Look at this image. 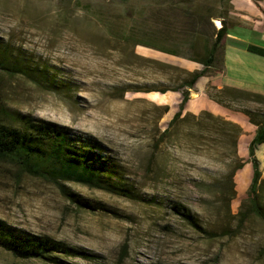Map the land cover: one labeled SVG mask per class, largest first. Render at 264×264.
<instances>
[{
	"label": "rangeland",
	"instance_id": "374dc122",
	"mask_svg": "<svg viewBox=\"0 0 264 264\" xmlns=\"http://www.w3.org/2000/svg\"><path fill=\"white\" fill-rule=\"evenodd\" d=\"M234 1L0 0V59L49 73L39 84L0 67L1 102L11 112L57 122L100 142L118 168L115 182L130 191L124 198L68 183L74 202L54 183L16 178L15 169L3 166L0 219L97 257H68L65 264H264V222L247 203L251 173L247 183L240 182L251 163L239 151L257 129L245 113L258 119L264 99L209 85L205 98L237 122L210 110L191 113L188 101L180 119L170 123L181 102L174 89L195 71L184 65L194 63L189 48L196 31L214 40L237 12ZM200 14L206 22L198 25ZM218 55L207 74L219 69ZM52 78L55 85L47 82ZM203 112L242 129L236 147L195 127L190 116ZM258 161L264 181V155ZM259 198L264 206V183ZM176 205L191 213L192 222L174 211ZM0 264L49 263L20 260L0 248Z\"/></svg>",
	"mask_w": 264,
	"mask_h": 264
},
{
	"label": "trees",
	"instance_id": "16d2710c",
	"mask_svg": "<svg viewBox=\"0 0 264 264\" xmlns=\"http://www.w3.org/2000/svg\"><path fill=\"white\" fill-rule=\"evenodd\" d=\"M196 22L198 25L206 22L205 16L201 15ZM196 34L197 37L195 36L189 48L193 58L189 59L200 64L203 69L200 72L189 73L190 77L184 80L181 86L174 89L181 93V102L179 111L175 112L171 124L180 119L189 100L190 90L194 88L197 80L208 73V68L215 60L216 52L227 34L226 24H223L214 33V40L208 39L206 33L196 31ZM158 49L161 52L179 56V52L175 49L162 47H158ZM0 67L6 70L9 75H24L39 84H42L41 78L48 79L49 77L47 71L41 72L37 68L33 72L22 65L12 64L7 61L6 56L0 59ZM47 82L50 85H55L53 78ZM160 92L163 94L167 90ZM224 92L242 93L250 100L258 99L254 100L256 102L264 99L260 94L235 88L225 87L220 90V93ZM211 100L223 104L220 97L211 95ZM245 115L249 118L250 123L257 126L247 148L252 168L247 203L250 213L264 222V206L259 200L260 186L264 181L261 179L259 161L255 157L257 147L264 143V114L261 113L258 119L252 118L247 112ZM190 117L196 123L197 129L208 133L210 140H214L215 137L227 142L231 140L233 145L237 146V137L242 129L236 124L214 117L208 112H203L197 117L194 115ZM243 164L245 162L242 160L235 166L229 176L230 179ZM3 166L15 169L14 177L16 178L26 175L54 183L63 196L74 202L77 201L76 196L67 189L66 184L68 183L130 198L127 185L115 182L114 177L118 176V168L116 164L112 163V159L103 154V146L100 142L86 134L74 133L57 122L41 119L31 114L11 112L0 100V173ZM173 208L183 219L192 222L191 213L186 208L180 205ZM0 248L20 260H35L49 264H65V259L68 257L83 258L87 261H95L97 258L87 250L73 248L52 237L20 229L2 219H0Z\"/></svg>",
	"mask_w": 264,
	"mask_h": 264
},
{
	"label": "crops",
	"instance_id": "0c3cea01",
	"mask_svg": "<svg viewBox=\"0 0 264 264\" xmlns=\"http://www.w3.org/2000/svg\"><path fill=\"white\" fill-rule=\"evenodd\" d=\"M234 4V10L237 12L232 14L234 17L229 16L226 23L227 34L217 50L219 69L214 74H206L197 80L194 88L190 90L188 111L197 114L202 110H210L215 115H222L237 122L235 118L228 116L226 110L205 98L209 85L217 89L229 87L264 95V1L254 3L251 0H235ZM184 67L188 71L196 72L203 69L195 62L185 64ZM238 122L242 127H247L245 119ZM254 133L255 130L248 140V147ZM242 140H239L240 147ZM263 144L257 147L255 152L257 160L263 158ZM246 147L244 145L239 150L241 156L248 155L247 149L245 153ZM259 149L262 155L260 159L257 157ZM248 172L251 173L252 179V168L245 165L243 180L240 177L241 183H247Z\"/></svg>",
	"mask_w": 264,
	"mask_h": 264
}]
</instances>
